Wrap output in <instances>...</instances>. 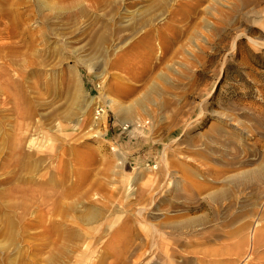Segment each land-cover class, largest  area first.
Listing matches in <instances>:
<instances>
[{
  "label": "rangeland",
  "instance_id": "374dc122",
  "mask_svg": "<svg viewBox=\"0 0 264 264\" xmlns=\"http://www.w3.org/2000/svg\"><path fill=\"white\" fill-rule=\"evenodd\" d=\"M262 228L264 0H0V264H259Z\"/></svg>",
  "mask_w": 264,
  "mask_h": 264
},
{
  "label": "bare ground",
  "instance_id": "6f19581e",
  "mask_svg": "<svg viewBox=\"0 0 264 264\" xmlns=\"http://www.w3.org/2000/svg\"><path fill=\"white\" fill-rule=\"evenodd\" d=\"M109 101V100H108ZM102 111V110H101ZM101 111L99 110V112H98V116H99V118H101V117H103V114L101 113ZM98 118V119H99ZM7 232V231H6ZM241 230H240V234H241ZM247 233V232H246ZM254 233V234H253ZM252 234V237H251V245L252 246H254V247H256L257 245H259V246H261V245H264V228H262V229H258V230H256V232L254 231ZM242 238V237H241ZM249 241V240H248ZM245 243H248L247 242V239H246V237L244 236V238H242L241 239V241L239 242L238 241V243L237 244H235V246L237 245V246H239V244H244L245 245ZM228 246V245H227ZM225 247V246H224ZM234 249H235V247H234ZM121 251L122 250H124V249H120ZM234 251V250H233ZM236 251V250H235ZM234 251V252H235ZM231 252V251H230ZM229 252V253H230ZM42 253H43V249H36V251H34V250H29V252L27 251V254L25 255V257L23 258V260H25L26 261V259H27V262H23V260H21V263L20 264H41V262H42V260H43V258L41 257L42 256ZM108 253V252H107ZM124 253H125V250H124ZM233 253V252H232ZM237 253V252H236ZM119 254V255H118ZM121 254V255H120ZM225 254H227V253H225ZM238 254V253H237ZM262 254V253H261ZM32 255V257H30ZM49 257L51 256V253L49 252ZM116 255H117V259H115L116 260V263L115 264H125V254H123L122 255V253H120V251L119 252H117L116 253ZM260 257V256H259ZM106 258V257H105ZM261 258H262V261H261V263H259V264H264V256H261ZM51 259H48L47 261L49 262ZM46 261V262H47ZM259 261V262H260ZM51 263V262H50ZM104 263V261H103V258H101V259H99L95 264H103ZM19 264V263H18ZM43 264V263H42ZM230 264V263H229ZM257 264H258V262H257Z\"/></svg>",
  "mask_w": 264,
  "mask_h": 264
}]
</instances>
